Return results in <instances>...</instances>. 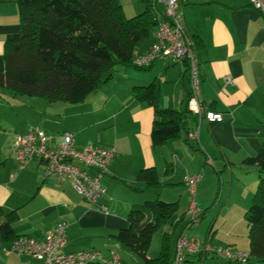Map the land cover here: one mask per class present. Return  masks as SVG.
Wrapping results in <instances>:
<instances>
[{
  "label": "crops",
  "instance_id": "0c3cea01",
  "mask_svg": "<svg viewBox=\"0 0 264 264\" xmlns=\"http://www.w3.org/2000/svg\"><path fill=\"white\" fill-rule=\"evenodd\" d=\"M181 11L186 29L200 44L197 53L202 97L208 109L224 114L223 121L200 120L198 115L189 113L179 137L153 146L154 108L138 100L133 87L158 79L159 106L186 110L190 94L188 64L167 58L155 60L147 70L135 66L119 68L103 104L96 99L85 103L88 97L81 102L83 107L68 115L69 107L48 104L42 98L7 95L15 104L10 103L13 113L8 110L0 115V137L12 136L11 144L5 140L0 143V205L7 212L17 211L13 227L18 235L45 240L58 223H66L62 252L96 249L106 258L116 254L121 264H144L115 238L128 225L127 216L134 204L155 198L172 202L179 197L175 200L179 206L181 201L194 208L195 213L202 212L198 210L200 202L188 201L193 193L187 179L201 175L197 194L199 187H205L211 169L229 173V197L236 183L242 186L247 205L252 200L258 168L245 160L255 156L264 142V15L250 0L186 1ZM18 13L13 1H0V58L6 37L20 30ZM142 40L135 57L154 45L155 31L146 41ZM123 80L130 85L127 87ZM10 104L0 102L5 108ZM8 118L11 133L2 128L8 126ZM108 124L107 135L98 134L97 138L91 132L92 126ZM33 127L58 136L72 131L79 148L87 144L115 147L116 154L102 175L105 190L97 204L80 195L69 178L45 176L43 165L37 160L25 168L19 166L15 159L17 136ZM147 167L156 168L159 188H145L137 180L138 172ZM225 243L249 250V246L236 243L235 238ZM10 245L0 238V264H43L32 254L10 251ZM210 245L221 244L209 237L193 254H200L205 260L210 254L214 256L208 249ZM148 255L158 256V247L151 246Z\"/></svg>",
  "mask_w": 264,
  "mask_h": 264
},
{
  "label": "trees",
  "instance_id": "16d2710c",
  "mask_svg": "<svg viewBox=\"0 0 264 264\" xmlns=\"http://www.w3.org/2000/svg\"><path fill=\"white\" fill-rule=\"evenodd\" d=\"M14 1L19 7L20 30L6 37L0 58V88L9 89L16 96L38 97L48 104H77L84 102L102 84L111 82L119 68H149L134 65L133 58L140 41L156 30L160 15L155 0H147L145 11L132 17L125 14L119 0ZM199 49L200 44H196V50ZM133 93L138 100L154 108L153 146L181 135L191 112L188 106L184 111L160 107L158 79L134 86ZM245 162L258 168L257 188L245 213L250 253L247 264H250L251 259L264 260V142L261 150ZM137 180L145 188L161 186L155 167L141 169ZM179 210L178 201L167 202L160 198L136 203L128 213V225L121 228L115 238L144 264H175L177 250H173V230L187 215H178ZM17 218V211L7 212L0 205V238L7 244L20 237L13 227ZM168 223L172 231L163 230L159 255L149 257L154 233ZM182 264H192V261L184 258Z\"/></svg>",
  "mask_w": 264,
  "mask_h": 264
},
{
  "label": "built area",
  "instance_id": "2783aa9c",
  "mask_svg": "<svg viewBox=\"0 0 264 264\" xmlns=\"http://www.w3.org/2000/svg\"><path fill=\"white\" fill-rule=\"evenodd\" d=\"M165 5V12L158 17L155 30L156 41L146 51L133 58L136 66H149L159 58L174 61H185L188 64L190 78V94L187 101L191 113L210 122L223 121L224 114L207 108L202 97V85L199 71V59L196 43L184 23L181 5L186 1L209 2L213 0H157ZM252 6L264 15V0H250ZM231 81V79H227ZM194 136V133L191 134ZM116 154L115 147L87 144L79 148L76 135L72 131H64L59 136L50 135L39 127H33L28 133L20 134L16 140L15 159L21 168H25L37 160L43 165L45 176H63L71 180L75 190L89 203L97 204L104 193L102 175ZM201 180V175L188 177L187 182L193 194ZM194 211L195 209L192 208ZM66 223H58L53 232L45 240H36L30 236L15 239L10 251L35 256L43 264H90L102 262L121 264L118 256L113 254L106 258L96 249L62 252L65 241ZM196 253L200 244L194 238L180 237L177 244L175 264H182L183 249ZM213 253L223 255L229 260L249 262V251L235 250L231 247L212 246Z\"/></svg>",
  "mask_w": 264,
  "mask_h": 264
},
{
  "label": "rangeland",
  "instance_id": "374dc122",
  "mask_svg": "<svg viewBox=\"0 0 264 264\" xmlns=\"http://www.w3.org/2000/svg\"><path fill=\"white\" fill-rule=\"evenodd\" d=\"M120 3L123 6V9L125 11V14L128 17H132L135 15H138L145 11L147 6V0H119ZM154 0H148V2H152ZM156 1V10L159 13L160 16H162V13L165 12V5L163 2ZM13 3H15L16 7H18V4L16 1L13 0ZM19 10V7H18ZM19 14V13H18ZM159 16V17H160ZM153 33V32H152ZM148 38H144L142 40L146 41ZM117 72H114L116 75ZM119 73V72H118ZM124 84L128 87L130 84L128 81L123 80ZM113 80L109 82L108 84H102L100 88L94 92L90 97L89 100L85 103H90L92 99H96L97 102L100 104H103L107 98L106 91L110 88V85L112 84ZM134 85L130 87L132 89ZM9 97H13V92L9 89L0 88V102L4 104H15L12 100L8 99ZM23 97V96H18ZM8 106V108L0 106V115H5L8 110L12 111V105ZM52 105H58V107H69L67 109V114L70 111H76L83 107L82 103L77 104H71V103H65V102H58L57 104ZM161 106V105H160ZM109 108V106L107 107ZM68 120V119H67ZM8 126H3L2 128L7 130L8 133L10 132L11 123L9 122L8 118ZM73 125L72 121H68ZM81 124V123H80ZM91 132H94V134L98 138V134L107 135V131L110 129V124L108 125H99V126H92ZM6 137V138H5ZM5 140V143L7 145L11 144L12 142V136L11 134H6V136L0 137V143ZM104 146V145H102ZM105 147V146H104ZM212 165H208L207 167H211ZM211 169V168H210ZM256 176H258V173H256ZM209 186L207 187L206 184ZM201 186V184H200ZM257 188V187H256ZM255 188V190H256ZM229 189H230V179H229V173L227 171L222 172H214L213 169L210 170V172L207 174V177L205 178V187H199L197 194H191L189 195L188 201L190 203H196V200L200 202V207H198V210H202V212H196L193 209L188 207V205H182L183 203L180 201V210L178 215H180L182 212H186V219L181 221L177 228L173 230V250L176 251V243L179 240L180 237L188 236V238L191 240L192 238L196 239L198 243L201 244L209 237L211 240H214L215 242H219L224 247H231L235 250H241V251H247L245 249L239 248L236 249L235 247H232L230 245H225V242H233L234 238L236 240V243L241 247L247 248L249 246V228L247 226V220L245 218V213L247 211V208L250 205V201H248V205L246 202V199L244 198V192L242 190V186L234 183V188L231 192V196L229 197ZM179 197H176L175 200H178ZM161 200H164L161 198ZM168 200V199H166ZM165 200V201H166ZM174 200V201H175ZM143 202V201H142ZM168 202V201H167ZM173 202V201H172ZM205 211V212H204ZM204 214L202 215V213ZM177 215V216H178ZM190 221V222H189ZM172 231L170 223L165 224L162 229L157 230L154 233L151 246L158 247V250L160 252V246H161V238H162V232L163 230ZM151 248V247H150ZM155 248H152L151 251H154ZM188 259L192 261V264H243L241 261H234L229 260L223 255L214 254V256L208 255V257L205 259H201L200 254H193L188 252ZM183 255L184 258L186 257V249H183ZM203 260V261H202ZM250 264H264L263 261H259L257 259H251Z\"/></svg>",
  "mask_w": 264,
  "mask_h": 264
}]
</instances>
